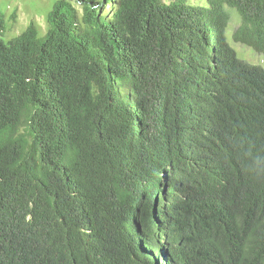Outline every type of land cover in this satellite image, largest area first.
<instances>
[{
	"label": "trees",
	"instance_id": "16d2710c",
	"mask_svg": "<svg viewBox=\"0 0 264 264\" xmlns=\"http://www.w3.org/2000/svg\"><path fill=\"white\" fill-rule=\"evenodd\" d=\"M229 8L264 54V0L0 16V264H264V68Z\"/></svg>",
	"mask_w": 264,
	"mask_h": 264
},
{
	"label": "rangeland",
	"instance_id": "374dc122",
	"mask_svg": "<svg viewBox=\"0 0 264 264\" xmlns=\"http://www.w3.org/2000/svg\"><path fill=\"white\" fill-rule=\"evenodd\" d=\"M57 0H0V16L2 17L3 34L1 38L7 41L18 36L30 23L35 24L42 35L46 29V15ZM192 6H206V0H188ZM230 19L225 35L229 46L236 57L242 62L264 68V54L255 52L252 48L232 40L231 36L239 25V17L233 9H227ZM160 246V244H159Z\"/></svg>",
	"mask_w": 264,
	"mask_h": 264
}]
</instances>
